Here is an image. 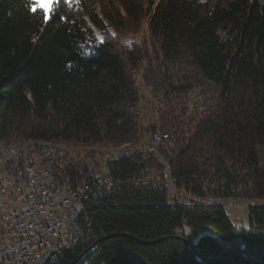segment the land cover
Here are the masks:
<instances>
[{
	"label": "trees",
	"instance_id": "obj_1",
	"mask_svg": "<svg viewBox=\"0 0 264 264\" xmlns=\"http://www.w3.org/2000/svg\"><path fill=\"white\" fill-rule=\"evenodd\" d=\"M86 2L63 6L46 24L27 0H0V143L23 150L61 143L71 181L94 183L98 176L70 149L144 145L174 131L181 135L171 159L179 194L201 201L205 177L217 172L225 175V196L262 203L264 0H133L114 10ZM143 18L148 38L124 45L126 21ZM142 158H110L104 174L130 180L145 169ZM165 203L156 174L104 196L88 213L90 240L65 257L73 263L108 237L94 264H258L239 257L243 243L264 261V207L249 208L238 231L223 208ZM120 234L184 236L206 260L224 245L235 254L204 263L182 240L147 245Z\"/></svg>",
	"mask_w": 264,
	"mask_h": 264
},
{
	"label": "built area",
	"instance_id": "obj_2",
	"mask_svg": "<svg viewBox=\"0 0 264 264\" xmlns=\"http://www.w3.org/2000/svg\"><path fill=\"white\" fill-rule=\"evenodd\" d=\"M180 138V133L167 131L154 134L150 143L127 153H114V157L142 155L145 169L130 180L103 174L94 183L71 181L61 165L63 147H6L0 152V264H65L55 251L65 255L90 240L95 224L88 217L92 203L148 183L155 174L165 188L168 207L211 206L240 213L247 208L264 207V201L244 203L234 196H225L226 178L217 172L205 177L206 196L201 201L179 194L171 159L178 152ZM236 228L245 230L243 217H237ZM97 244L83 248L77 260L94 264L99 256Z\"/></svg>",
	"mask_w": 264,
	"mask_h": 264
},
{
	"label": "rangeland",
	"instance_id": "obj_3",
	"mask_svg": "<svg viewBox=\"0 0 264 264\" xmlns=\"http://www.w3.org/2000/svg\"><path fill=\"white\" fill-rule=\"evenodd\" d=\"M87 4L89 7H94L96 5H99L102 7V9H115V5L118 6L119 3H123V1H127L129 3H132L133 0H86ZM92 25L94 28L97 30L100 28L94 22L91 20ZM107 22V20H106ZM126 28L128 29L125 34L124 38L122 40V43L124 45H129L130 43H142L144 39L148 38L149 32H148V19L143 18L142 21L140 22L139 25L132 24L131 21H126ZM32 149L33 150H45L47 146L54 145V147H63L59 148L61 152H65L66 149L65 146H62L61 143H43V142H36L32 144ZM128 148L122 149V147H111L107 146L102 149H96V150H78L76 151L75 149H70V153L73 154L75 158H80L84 159L87 165L91 168L92 171L95 172L96 176L103 175L106 171V164L105 162L114 157V153H127L131 151L132 148H136L141 145H130L126 144ZM6 147H13L6 145L5 143H0V152L6 151ZM127 149V150H126ZM255 203L254 201L251 200H246L244 203ZM229 216L231 217L232 215L234 216V219H232L233 223L236 225L237 224V217L241 216L243 217V220L246 224V226L249 223V208L245 209L243 213L237 212V211H232L228 212Z\"/></svg>",
	"mask_w": 264,
	"mask_h": 264
},
{
	"label": "water",
	"instance_id": "obj_4",
	"mask_svg": "<svg viewBox=\"0 0 264 264\" xmlns=\"http://www.w3.org/2000/svg\"><path fill=\"white\" fill-rule=\"evenodd\" d=\"M120 235H122V236H126V237H128V238H130V239H132V240H134V241H136V242H138V243H141V244H147V245L160 243V242H163V241H166V240H170V239H179V240H182L183 242L186 243V245H187V246H188V247L194 252L196 258H197L199 261L204 262V263H211V262H213V261L215 260V258L217 257V255H218L220 252H223V251H227V252H230V253H232V254H235L234 251H233V249H232L230 246L224 245V246L220 247L219 249H217V251H216V252H215V253H214V254H213L208 260H206V259H204V258L200 255V253H199V251L197 250V248H196V246L194 245V243H193L190 239H188V238H186V237H184V236H180V235L173 234V235H170V236H164V237H161V238H159V239L152 240V241H143V240H140V239H138V238H136V237H134V236H132V235H129V234H120ZM112 236H115V235H112ZM109 237H111V236H109ZM106 238H108V237H105V238H102V239H106ZM102 239H101V240H102ZM101 240L97 241V243H99ZM244 249H245V244L243 243V244L241 245V251H242V253L239 255L240 258H242V259H244V260H247V261L256 262V263H258V264H264V261H258V260H256V259H254V258L248 256V255L245 253ZM55 252L60 256V259H61L65 264H78V263H80V260H77V261H75V262H73V263H70V262L67 260V258L65 257V255H64L62 252H57V251H55Z\"/></svg>",
	"mask_w": 264,
	"mask_h": 264
},
{
	"label": "snow or ice",
	"instance_id": "obj_5",
	"mask_svg": "<svg viewBox=\"0 0 264 264\" xmlns=\"http://www.w3.org/2000/svg\"><path fill=\"white\" fill-rule=\"evenodd\" d=\"M79 3L80 0H27L26 7L33 16L42 17L43 22L47 24L63 6L72 8Z\"/></svg>",
	"mask_w": 264,
	"mask_h": 264
},
{
	"label": "bare ground",
	"instance_id": "obj_6",
	"mask_svg": "<svg viewBox=\"0 0 264 264\" xmlns=\"http://www.w3.org/2000/svg\"><path fill=\"white\" fill-rule=\"evenodd\" d=\"M157 134H163V133H157ZM124 148H128V146L127 145L122 146V149H124Z\"/></svg>",
	"mask_w": 264,
	"mask_h": 264
}]
</instances>
